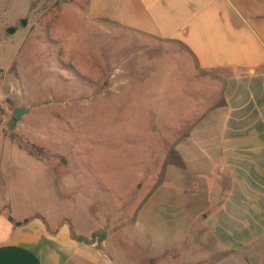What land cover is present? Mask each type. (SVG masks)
I'll list each match as a JSON object with an SVG mask.
<instances>
[{
    "label": "rangeland",
    "instance_id": "374dc122",
    "mask_svg": "<svg viewBox=\"0 0 264 264\" xmlns=\"http://www.w3.org/2000/svg\"><path fill=\"white\" fill-rule=\"evenodd\" d=\"M87 8L0 0V218L67 227L106 264H156L136 216L168 185L179 143L222 103L224 75L176 43L93 23ZM17 109L29 113L14 122ZM209 245L157 264L215 260Z\"/></svg>",
    "mask_w": 264,
    "mask_h": 264
},
{
    "label": "crops",
    "instance_id": "0c3cea01",
    "mask_svg": "<svg viewBox=\"0 0 264 264\" xmlns=\"http://www.w3.org/2000/svg\"><path fill=\"white\" fill-rule=\"evenodd\" d=\"M87 17L181 45L200 71L224 75L222 103L179 143L168 185L136 216L153 260L176 263L208 238L218 253L200 264H264V0H88ZM55 229L1 217L0 264H106L90 241Z\"/></svg>",
    "mask_w": 264,
    "mask_h": 264
},
{
    "label": "trees",
    "instance_id": "16d2710c",
    "mask_svg": "<svg viewBox=\"0 0 264 264\" xmlns=\"http://www.w3.org/2000/svg\"><path fill=\"white\" fill-rule=\"evenodd\" d=\"M13 121L14 122H16V119H13ZM15 140V139H14ZM32 150H31V155H35V153L33 152V150H36V149H34V147H32L31 148ZM39 152V151H38ZM93 238L94 239H98L99 241H103V240H105V238H106V234L105 233H103V232H96L94 235H93ZM78 242H80V243H85V244H87L88 243V241L87 240H85V239H83V238H79L78 239Z\"/></svg>",
    "mask_w": 264,
    "mask_h": 264
},
{
    "label": "water",
    "instance_id": "95a60500",
    "mask_svg": "<svg viewBox=\"0 0 264 264\" xmlns=\"http://www.w3.org/2000/svg\"><path fill=\"white\" fill-rule=\"evenodd\" d=\"M26 23L23 22L22 25H25ZM14 33V30H9L8 31V34L9 35H12ZM29 113V110L28 109H17L15 110L14 114H13V117L14 119L16 120H19L22 116L26 115Z\"/></svg>",
    "mask_w": 264,
    "mask_h": 264
}]
</instances>
